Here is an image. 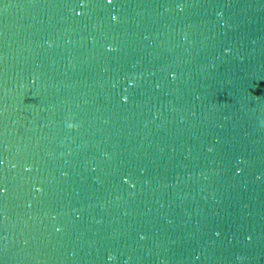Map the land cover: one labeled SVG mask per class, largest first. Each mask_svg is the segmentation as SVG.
Listing matches in <instances>:
<instances>
[{
  "label": "water",
  "instance_id": "95a60500",
  "mask_svg": "<svg viewBox=\"0 0 264 264\" xmlns=\"http://www.w3.org/2000/svg\"><path fill=\"white\" fill-rule=\"evenodd\" d=\"M0 264H264V0H0Z\"/></svg>",
  "mask_w": 264,
  "mask_h": 264
}]
</instances>
